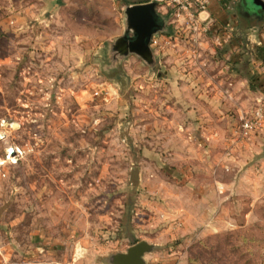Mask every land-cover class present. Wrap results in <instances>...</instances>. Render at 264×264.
Here are the masks:
<instances>
[{"label":"rangeland","instance_id":"1","mask_svg":"<svg viewBox=\"0 0 264 264\" xmlns=\"http://www.w3.org/2000/svg\"><path fill=\"white\" fill-rule=\"evenodd\" d=\"M135 1L0 0V264H112L140 241L144 264H264L247 22L156 0L154 69L107 73Z\"/></svg>","mask_w":264,"mask_h":264},{"label":"water","instance_id":"2","mask_svg":"<svg viewBox=\"0 0 264 264\" xmlns=\"http://www.w3.org/2000/svg\"><path fill=\"white\" fill-rule=\"evenodd\" d=\"M155 6L156 2L127 5L123 11L124 33L110 43L109 52H117L120 59L135 55L153 70L156 57L150 46V37L165 29V24L157 22ZM152 248L146 241H140L126 252L111 255L109 261L112 264H144L143 255Z\"/></svg>","mask_w":264,"mask_h":264},{"label":"crops","instance_id":"3","mask_svg":"<svg viewBox=\"0 0 264 264\" xmlns=\"http://www.w3.org/2000/svg\"><path fill=\"white\" fill-rule=\"evenodd\" d=\"M146 2H156V0H137L129 4ZM253 4L255 7L250 6L247 0H230L225 3L210 0L207 8L201 11L199 16L205 20H217L224 23L229 21L235 28L241 26L239 25L240 17L246 20L247 24L243 28L250 36L249 54L254 63L251 74L252 78L256 79L255 82H258L260 89L259 91L254 89V91L256 97L264 98V1L253 0Z\"/></svg>","mask_w":264,"mask_h":264},{"label":"built area","instance_id":"4","mask_svg":"<svg viewBox=\"0 0 264 264\" xmlns=\"http://www.w3.org/2000/svg\"><path fill=\"white\" fill-rule=\"evenodd\" d=\"M166 4L174 10L175 17L180 20L183 18L188 23L195 25L196 14L205 10L210 3V0H165ZM220 3H225L230 0H217ZM235 1V0H232ZM154 43L156 41L154 40ZM264 121V110L256 109L253 112V118L245 120L242 123L244 131L250 132L253 129L262 127Z\"/></svg>","mask_w":264,"mask_h":264},{"label":"flooded vegetation","instance_id":"5","mask_svg":"<svg viewBox=\"0 0 264 264\" xmlns=\"http://www.w3.org/2000/svg\"><path fill=\"white\" fill-rule=\"evenodd\" d=\"M119 59L120 57L118 56L117 52H109V55L105 61V71L108 73V71L111 70L108 69L109 68L108 66H113V64L115 65V63L118 62Z\"/></svg>","mask_w":264,"mask_h":264}]
</instances>
